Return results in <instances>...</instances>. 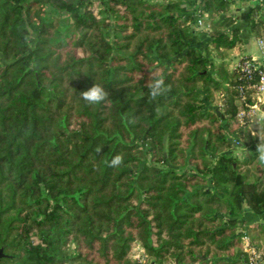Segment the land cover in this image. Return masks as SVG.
<instances>
[{
  "label": "trees",
  "instance_id": "obj_1",
  "mask_svg": "<svg viewBox=\"0 0 264 264\" xmlns=\"http://www.w3.org/2000/svg\"><path fill=\"white\" fill-rule=\"evenodd\" d=\"M237 1L0 0L4 264H247L244 236L264 258L263 137L239 117L260 75L225 61Z\"/></svg>",
  "mask_w": 264,
  "mask_h": 264
},
{
  "label": "crops",
  "instance_id": "obj_2",
  "mask_svg": "<svg viewBox=\"0 0 264 264\" xmlns=\"http://www.w3.org/2000/svg\"><path fill=\"white\" fill-rule=\"evenodd\" d=\"M254 8L260 9L264 14V0H239L232 8V12L237 17L238 23L242 28L244 44L227 54L225 61L229 64L230 69L237 68L242 57H249L254 63H258L261 59L260 48L257 44L258 37L252 32L250 25V15ZM263 118L264 93L262 95V103L260 104V112L258 113L257 119L253 121L254 124L251 127L254 133L259 134V132L257 131L258 129L255 127V125H260L263 122ZM260 132L263 134L262 137L264 143V129H262Z\"/></svg>",
  "mask_w": 264,
  "mask_h": 264
},
{
  "label": "built area",
  "instance_id": "obj_3",
  "mask_svg": "<svg viewBox=\"0 0 264 264\" xmlns=\"http://www.w3.org/2000/svg\"><path fill=\"white\" fill-rule=\"evenodd\" d=\"M198 23L199 25H203L202 20H199ZM257 44L260 48V61L258 63H254L252 60H250L244 65L238 64L237 66L248 73L251 70H259L260 81L255 87L256 93L254 95L256 102L253 105H247V109L242 110L239 114L240 119L249 118L251 121H254L258 117V113L260 112V104L262 103V95L264 93V40L261 38L257 39ZM243 246L245 251L249 254L247 264H264L262 253L251 243L249 237H243ZM136 258H140V255H138Z\"/></svg>",
  "mask_w": 264,
  "mask_h": 264
},
{
  "label": "clouds",
  "instance_id": "obj_4",
  "mask_svg": "<svg viewBox=\"0 0 264 264\" xmlns=\"http://www.w3.org/2000/svg\"><path fill=\"white\" fill-rule=\"evenodd\" d=\"M149 97L152 100H155L158 97L165 95L169 91V86L165 85V82L162 77L153 76V78L149 81ZM82 99L90 104L97 105L107 100L109 93L99 84H94L88 90L80 92ZM257 152L259 153V161L264 163V143H260L257 145ZM97 151H101V149H97ZM123 163V157L121 155H116L112 158L109 163V167H119Z\"/></svg>",
  "mask_w": 264,
  "mask_h": 264
},
{
  "label": "rangeland",
  "instance_id": "obj_5",
  "mask_svg": "<svg viewBox=\"0 0 264 264\" xmlns=\"http://www.w3.org/2000/svg\"><path fill=\"white\" fill-rule=\"evenodd\" d=\"M214 56H215V54H214ZM262 120H263V122H262L260 125H258V124L255 125V127L258 129L257 131L259 132V134H257V135H260V136L263 135L260 131H261L262 129H264V118H263ZM262 120H261V121H262ZM261 126H262V127H261ZM261 128H262V129H261ZM237 154L241 155V151H237ZM138 255H140V253H137V254H136V257H137Z\"/></svg>",
  "mask_w": 264,
  "mask_h": 264
},
{
  "label": "flooded vegetation",
  "instance_id": "obj_6",
  "mask_svg": "<svg viewBox=\"0 0 264 264\" xmlns=\"http://www.w3.org/2000/svg\"><path fill=\"white\" fill-rule=\"evenodd\" d=\"M8 258H9V257L5 255L3 258L0 259V264H4L3 261H4L5 259H8Z\"/></svg>",
  "mask_w": 264,
  "mask_h": 264
},
{
  "label": "water",
  "instance_id": "obj_7",
  "mask_svg": "<svg viewBox=\"0 0 264 264\" xmlns=\"http://www.w3.org/2000/svg\"><path fill=\"white\" fill-rule=\"evenodd\" d=\"M5 255L3 254V251L0 250V259L3 258Z\"/></svg>",
  "mask_w": 264,
  "mask_h": 264
}]
</instances>
